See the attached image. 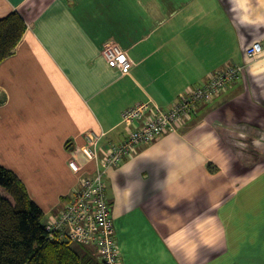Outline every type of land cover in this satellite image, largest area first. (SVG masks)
<instances>
[{
	"label": "crops",
	"instance_id": "obj_1",
	"mask_svg": "<svg viewBox=\"0 0 264 264\" xmlns=\"http://www.w3.org/2000/svg\"><path fill=\"white\" fill-rule=\"evenodd\" d=\"M14 12L27 30L0 64V166L46 222L128 138L125 111L170 110L211 74L247 66L176 133L109 170L106 196L121 264H264V54H246L264 41V0H0V20ZM108 44L133 61L127 74Z\"/></svg>",
	"mask_w": 264,
	"mask_h": 264
},
{
	"label": "built area",
	"instance_id": "obj_2",
	"mask_svg": "<svg viewBox=\"0 0 264 264\" xmlns=\"http://www.w3.org/2000/svg\"><path fill=\"white\" fill-rule=\"evenodd\" d=\"M246 54L255 60L264 54V41L251 44ZM105 59L122 74L133 68V61L117 45L108 44L103 50ZM246 65H232L224 71L211 74L204 86L184 92L170 110H163L151 103H141L125 111L122 122L128 128V138L119 145L110 144L103 158V169L98 168L82 182L74 198L58 216L51 217L45 224L51 240L78 243L96 247L105 264H121L119 247L110 203L106 196V178L109 170L119 166L125 158L135 153L138 146L151 144L166 133H176L190 117L197 105L208 103L246 72ZM100 138L89 135L85 155L97 161ZM75 173L83 167L75 160L70 161Z\"/></svg>",
	"mask_w": 264,
	"mask_h": 264
},
{
	"label": "trees",
	"instance_id": "obj_3",
	"mask_svg": "<svg viewBox=\"0 0 264 264\" xmlns=\"http://www.w3.org/2000/svg\"><path fill=\"white\" fill-rule=\"evenodd\" d=\"M27 30L19 12L0 20V64L14 54ZM198 106V105H197ZM0 264H105L72 242L51 240L43 211L31 200L16 173L0 166Z\"/></svg>",
	"mask_w": 264,
	"mask_h": 264
},
{
	"label": "rangeland",
	"instance_id": "obj_4",
	"mask_svg": "<svg viewBox=\"0 0 264 264\" xmlns=\"http://www.w3.org/2000/svg\"><path fill=\"white\" fill-rule=\"evenodd\" d=\"M0 193H1L3 196H5V197H7V198H9V199H12L11 196H10L9 194H7L2 188H0ZM43 223H46V217H44V219H43ZM72 245H73V247H74L77 251H79L80 253H83L84 250H91V251L93 250V247L82 246V245H80V244H78V243H72Z\"/></svg>",
	"mask_w": 264,
	"mask_h": 264
}]
</instances>
